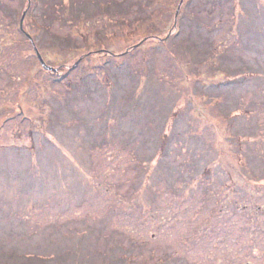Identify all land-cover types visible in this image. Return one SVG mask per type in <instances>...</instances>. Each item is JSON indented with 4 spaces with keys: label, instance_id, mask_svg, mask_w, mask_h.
I'll list each match as a JSON object with an SVG mask.
<instances>
[{
    "label": "rangeland",
    "instance_id": "374dc122",
    "mask_svg": "<svg viewBox=\"0 0 264 264\" xmlns=\"http://www.w3.org/2000/svg\"><path fill=\"white\" fill-rule=\"evenodd\" d=\"M178 3L0 0V264H264V0Z\"/></svg>",
    "mask_w": 264,
    "mask_h": 264
},
{
    "label": "water",
    "instance_id": "95a60500",
    "mask_svg": "<svg viewBox=\"0 0 264 264\" xmlns=\"http://www.w3.org/2000/svg\"><path fill=\"white\" fill-rule=\"evenodd\" d=\"M181 1H182V0H180V3H181ZM180 3H179V5H180ZM179 5H178V7H177V9H176V13H177V11H178ZM24 14H25V11L22 12V15H21V18H20V26H21V28H22V21H23ZM26 35L29 37V39L31 40V42H32V44H33V48H34V50H35V52H36V54H37V57H38V60L40 61L41 66H42L44 69H48V70H52V71H56L57 68H55V67H53V66H51V65H48V64L45 62V60H44L43 57L41 56L40 52L38 51L36 45L34 44V41H33L32 37H31V35H30L29 33H26ZM138 44H139V43L135 44L134 46H136V45H138ZM79 60H80V57L78 58V60L75 61L74 64H77Z\"/></svg>",
    "mask_w": 264,
    "mask_h": 264
}]
</instances>
